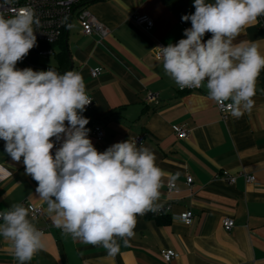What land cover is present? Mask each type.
Wrapping results in <instances>:
<instances>
[{"label":"crops","instance_id":"1","mask_svg":"<svg viewBox=\"0 0 264 264\" xmlns=\"http://www.w3.org/2000/svg\"><path fill=\"white\" fill-rule=\"evenodd\" d=\"M193 5L194 0H91L86 8L110 30L103 42L96 34H83L76 18L69 22L64 32L69 63L74 64L69 71L82 75L93 99L82 113L89 119L88 138L103 152L114 143L144 137L142 145L154 153L164 173L152 208L169 204L171 210L166 218L136 219L134 236L127 244L118 240L119 251L109 255L102 246L74 240L56 225L36 193L37 182L25 173L23 158L13 160L0 140V211L14 204L44 210L36 221L29 217L46 232L43 247L27 264H264V70L255 82L252 107L225 120L216 102L207 98L206 87L180 92L153 55L154 48L186 38L184 29L191 22L181 17L193 14ZM136 14L150 16L153 29L135 24ZM74 19L77 27L72 31ZM209 38L211 33H206L204 40ZM240 41L256 42L264 54V16L234 43ZM55 49L58 55L61 44ZM24 63L19 69L39 71ZM57 65L55 58L51 67ZM98 67L104 72L93 78L90 71ZM151 93L159 95L158 105L148 101ZM96 125L105 132L101 142L93 136ZM174 126L185 128L188 138L179 140ZM53 141L59 148L62 141ZM224 172L236 178L235 184L223 178ZM245 175L255 181L247 183ZM188 176L192 185L186 182ZM171 183L176 184L174 193L168 192ZM187 210L195 216L191 226L173 219ZM225 218L235 221L230 231L222 226ZM162 250L178 257L164 262ZM12 253L10 242L0 236V264H17Z\"/></svg>","mask_w":264,"mask_h":264},{"label":"clouds","instance_id":"2","mask_svg":"<svg viewBox=\"0 0 264 264\" xmlns=\"http://www.w3.org/2000/svg\"><path fill=\"white\" fill-rule=\"evenodd\" d=\"M195 12L177 43L154 48L165 74L181 88L206 87L207 98L241 115L253 105L254 86L264 70V54L253 41L234 43L264 16V0H194ZM30 9L13 16L0 13V140L25 173L55 223L74 240L99 245L109 255L134 236L138 215L159 197L163 171L154 153L137 141L117 142L98 151L88 138L92 103L80 73L49 68L18 69L37 45ZM206 33L211 38L204 40ZM67 122V123H66ZM53 138L62 141L55 147ZM23 204L0 211V236L9 241L17 264H27L43 247V233Z\"/></svg>","mask_w":264,"mask_h":264},{"label":"built area","instance_id":"3","mask_svg":"<svg viewBox=\"0 0 264 264\" xmlns=\"http://www.w3.org/2000/svg\"><path fill=\"white\" fill-rule=\"evenodd\" d=\"M91 0H0V13L4 14L6 17H10L18 13L22 9H30L39 18V26L35 28L37 45L32 48L33 55L38 58L49 59L50 57L56 58L57 51L55 48L44 47V45L50 46L58 43L71 21V19L76 18L82 28L83 34L86 36H92L94 34L98 35L100 42H103L109 35L110 30L100 23L86 8L87 2ZM133 21L138 26L143 27L145 30L150 31L154 27V21L152 18L146 14H136L133 16ZM163 47V46H161ZM154 57L157 58V52L153 51ZM25 59V58H24ZM36 68L39 71H47L49 68L56 70L51 65L44 64L41 61H37ZM34 66V65H32ZM104 72L102 67L91 69L90 74L93 78H98ZM201 88H179L180 92H193L201 90ZM91 98V97H90ZM92 99V98H91ZM148 101L154 105L160 103L159 95L156 93H151L148 96ZM230 102H226L225 105L217 104V108L222 114L223 118L226 120L233 110L226 105ZM92 103L86 106V109L91 108ZM174 131L179 140H184L188 138V132L185 128L181 126H174ZM93 136L97 142H101L105 137V132L100 125H96L93 128ZM131 140L137 141V146L144 143L145 138L142 136H135ZM55 148L52 150L53 155L55 154ZM245 181L247 183H253L255 181L254 176L245 175ZM223 178L227 180L230 184H235L236 178L228 174V172L223 173ZM188 185H192L193 178L188 176L186 180ZM169 193L176 192V184L171 183L168 187ZM29 209V217L36 221L41 218L44 214V210L41 206L35 204H26ZM169 204L162 206H157L150 210H147L143 215H138L136 219H144L149 216L163 217L166 214H170ZM194 213L191 210H187L179 215L173 216V219L180 221L186 226H191L194 221ZM222 226L226 231H230L235 226V221L232 218H225L222 221ZM44 234L46 230L40 229ZM161 257L164 262H171L174 258L178 257V254L172 250H162Z\"/></svg>","mask_w":264,"mask_h":264},{"label":"trees","instance_id":"4","mask_svg":"<svg viewBox=\"0 0 264 264\" xmlns=\"http://www.w3.org/2000/svg\"><path fill=\"white\" fill-rule=\"evenodd\" d=\"M65 36L63 34V37L61 38V40L54 44V45H50V46H47V45H44V47H52V48H55L57 47L59 44H61V47H62V50L60 51V53L56 56V58H58V65L56 66V71L59 72V73H65L67 71H69V68L71 67L70 66V58L68 56V53L69 51L65 48ZM27 65L29 66H32L34 65L33 67L36 66V64H38L37 62V59L36 57L33 55V50L31 49L28 53V55L25 57V59H23ZM169 215H165L163 217H156V218H159V219H162V218H166L168 217Z\"/></svg>","mask_w":264,"mask_h":264},{"label":"rangeland","instance_id":"5","mask_svg":"<svg viewBox=\"0 0 264 264\" xmlns=\"http://www.w3.org/2000/svg\"><path fill=\"white\" fill-rule=\"evenodd\" d=\"M77 27V22L76 19H74L73 21V25H72V31H74V29ZM72 34V33H71ZM37 61H41L44 64H48V65H54L55 63V58L50 57L49 59H43V58H38ZM19 66H25L24 60L19 61L16 65V67L19 69Z\"/></svg>","mask_w":264,"mask_h":264},{"label":"water","instance_id":"6","mask_svg":"<svg viewBox=\"0 0 264 264\" xmlns=\"http://www.w3.org/2000/svg\"><path fill=\"white\" fill-rule=\"evenodd\" d=\"M69 57H71L70 55H69ZM74 67V64H73V61L71 60V69Z\"/></svg>","mask_w":264,"mask_h":264}]
</instances>
